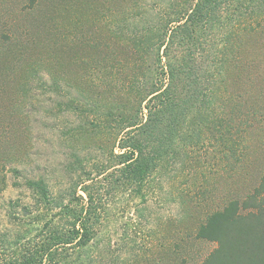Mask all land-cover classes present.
<instances>
[{"label":"trees","instance_id":"16d2710c","mask_svg":"<svg viewBox=\"0 0 264 264\" xmlns=\"http://www.w3.org/2000/svg\"><path fill=\"white\" fill-rule=\"evenodd\" d=\"M158 10L130 40V55L112 59L99 78H109L118 105L95 102L87 112L93 157H77L79 168L64 169L57 185L24 178L29 197L10 202L17 231L4 264H97L93 252L112 221L128 219L119 241H133L129 232L151 226L172 196L202 208L195 238L216 246L201 264H264V174L241 199L222 194L218 208L203 204L212 179L230 180L251 164L241 144L250 94L240 83L252 76L249 42L264 38V0H166ZM173 223L166 216L154 229Z\"/></svg>","mask_w":264,"mask_h":264},{"label":"rangeland","instance_id":"374dc122","mask_svg":"<svg viewBox=\"0 0 264 264\" xmlns=\"http://www.w3.org/2000/svg\"><path fill=\"white\" fill-rule=\"evenodd\" d=\"M164 4L166 0H0V187L5 182L0 191V264L13 257L10 243L17 221L10 202L28 200L24 178L44 176L57 185L64 169L79 168L77 157H93L88 121L95 117L87 112L95 102L105 110L118 105L110 102L109 78L107 85L99 78L108 75L112 59L130 55V40L152 25ZM249 47L252 76L240 86L250 94L245 100L251 124L241 144L251 164L230 180L215 185L220 177L212 179L205 210L218 208L222 194L243 198L264 174V38L253 37ZM190 209L184 200L167 198L151 226L143 223L129 232L138 245L126 236L119 241L128 219L112 221L100 252H93L97 264H201L216 244L195 238L202 208ZM166 216L174 223L154 229ZM160 239H168L164 247L157 246L153 255L145 252L144 245Z\"/></svg>","mask_w":264,"mask_h":264}]
</instances>
